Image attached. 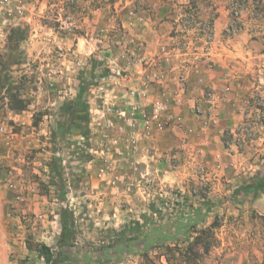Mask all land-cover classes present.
<instances>
[{"label":"rangeland","instance_id":"374dc122","mask_svg":"<svg viewBox=\"0 0 264 264\" xmlns=\"http://www.w3.org/2000/svg\"><path fill=\"white\" fill-rule=\"evenodd\" d=\"M113 2L0 3V126L6 129L0 135V190L10 192L15 200L35 191L48 200L42 219L35 214L6 216V264H45L38 253L43 244L38 239L39 230L55 232L50 243L55 250L63 223L68 229L66 246L84 260L113 244L126 247L129 238L154 229L165 236L174 235L173 240L146 252H123L119 259L103 264H264V191L244 194L239 189L240 184L252 188L253 180L264 178L263 95L254 93L245 104L240 134L235 139L224 138L225 147L235 145L238 152H244L246 175L237 184L228 182L224 174H210L204 166L191 174L182 168L161 180L151 172L135 179L129 168L125 174H112L111 163L117 161L112 153L119 148L117 144L122 142V152H133L115 129L114 97L105 99L106 94L99 90L103 85H116L113 79H117L114 63L104 61L95 47L97 39L112 33L94 28L98 9L103 7H109L106 24L116 25ZM67 22L72 24L70 29L65 27ZM16 28H21L23 35L13 47V39L18 38L13 32ZM68 34L87 37L92 51L84 61L89 75L84 76L83 93L78 98L76 92L53 90L55 84L65 85L66 78L55 75L53 56L61 51L51 42ZM77 66L71 83L74 87L80 84L81 61ZM98 67L107 75L102 80ZM59 96L63 98L57 104ZM9 135L21 140L23 147H11L6 139ZM122 152L115 154L121 156ZM49 165L53 172L45 178L39 170ZM63 166L68 167L67 173L59 169ZM86 166L91 168L88 177ZM6 170L16 172L9 179L14 188L24 184L28 191L16 194L8 188ZM12 205L8 206L16 208Z\"/></svg>","mask_w":264,"mask_h":264},{"label":"crops","instance_id":"0c3cea01","mask_svg":"<svg viewBox=\"0 0 264 264\" xmlns=\"http://www.w3.org/2000/svg\"><path fill=\"white\" fill-rule=\"evenodd\" d=\"M234 1H238L239 20L228 33L230 6ZM112 7L116 25L104 21L109 7L98 9L95 30L112 34L97 39L95 47L104 61L114 63V73L121 71L128 80L114 77L116 85H103L99 90L106 94L105 99L114 97L113 109L125 111L129 109L124 104L126 91L140 90L144 81L148 85L140 109L147 107L155 97L165 95L169 99L166 127L139 140L133 152H122V142L118 143L119 148L114 151L122 152V157L113 151L117 161L111 163L112 174H125L129 168L135 179L151 172L161 180L163 175L177 174L182 168L191 174L204 166L210 174H224L228 182L237 184L239 178L246 175L244 152H238L235 145L225 147L224 138L235 139L240 134L245 104L254 93L263 95L264 99V69H260L264 64V0H114ZM51 43L61 51L53 56L55 75L66 78L65 85L55 84L53 90L77 95L79 85L74 87L71 83L79 61L80 78L84 81V76L89 75L84 61L87 62L92 53L90 43L87 37L73 34L53 38ZM97 70L101 80L107 76L99 67ZM156 76H163V85L155 80ZM179 91L183 103L175 106L172 98ZM62 98L57 97L55 103H60ZM113 119L114 123L122 124L116 115ZM126 131L121 135L124 140ZM6 139L13 148L23 147L14 135ZM56 156L61 157V154L56 153ZM59 169L63 173L68 171L67 166ZM90 170V166H86L87 177ZM5 173L4 178L10 180L16 174L13 170ZM39 174L47 178L52 171L43 166ZM27 186H16L14 193L28 191ZM244 186L240 184L239 189ZM30 188L35 189V186ZM10 194L0 190V264L7 263L9 251L3 228L6 216L35 214L42 219L48 203L37 191L33 195L21 194L19 200L12 199ZM10 203L16 208H10ZM39 233V241L51 248L55 232L40 229Z\"/></svg>","mask_w":264,"mask_h":264},{"label":"built area","instance_id":"2783aa9c","mask_svg":"<svg viewBox=\"0 0 264 264\" xmlns=\"http://www.w3.org/2000/svg\"><path fill=\"white\" fill-rule=\"evenodd\" d=\"M6 0L0 1L1 4H4ZM230 16L231 24L228 29V33H231L234 30L235 24L239 20V5L238 1H234L230 6ZM72 24L69 22L66 23V29H70ZM168 57H165V61H168ZM121 72H115L117 77H120ZM125 77V75H124ZM120 77V78H124ZM126 78V77H125ZM163 76H156L155 80L163 85ZM147 82L142 83V88L140 90L133 88L126 91L124 104L128 106V111H125L122 108L114 109V114L118 119H121L122 124H116L115 129L118 135L121 137L122 133L124 134L125 130H128V133L125 136V141L128 142V145L135 150L137 142L144 138H149L154 132L162 131L166 127V113L169 107V99L167 97H155L148 102L147 107H142L140 109L141 101L146 98ZM182 95L181 91L174 94L172 98V104L175 106L182 105ZM110 124V122H109ZM139 127V128H138ZM6 129L3 126H0V135H4ZM6 186L10 189H14L15 185L9 180L6 179Z\"/></svg>","mask_w":264,"mask_h":264},{"label":"trees","instance_id":"16d2710c","mask_svg":"<svg viewBox=\"0 0 264 264\" xmlns=\"http://www.w3.org/2000/svg\"><path fill=\"white\" fill-rule=\"evenodd\" d=\"M13 30L12 31L18 36L17 39H13L14 47V45L17 46V43H19V41H22L21 37L23 35V31L21 32L19 28ZM79 83V91L76 98H78V96L83 93L84 84L81 78ZM48 167L53 172L52 166L49 165ZM252 185V188H250V186L242 187L241 191L244 194L249 193L252 190L264 191V178L260 179L258 182L253 180ZM67 232L68 229L66 224H61L60 237L59 241L56 242L58 245L55 250L53 248H50L49 246H46L45 244L39 245L38 253L43 257L45 264H103L109 260H114L117 258L119 259L123 252L126 253V255H129L133 251L140 252L142 250L143 252H146L149 248L158 247L163 241H166L167 239H174L173 234H167L165 236L160 230L154 229L150 232L143 233L142 236L138 235L129 238L126 247H119L117 244H113L109 249H107V251H104V249L101 248V250H103L100 252V255H97L96 257L89 256L84 260L82 259L83 257L69 250V247L66 246L65 240Z\"/></svg>","mask_w":264,"mask_h":264}]
</instances>
